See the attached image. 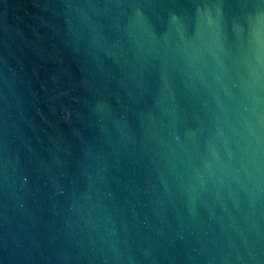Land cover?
Returning <instances> with one entry per match:
<instances>
[{"label": "water", "instance_id": "1", "mask_svg": "<svg viewBox=\"0 0 264 264\" xmlns=\"http://www.w3.org/2000/svg\"><path fill=\"white\" fill-rule=\"evenodd\" d=\"M0 264H264V0H0Z\"/></svg>", "mask_w": 264, "mask_h": 264}]
</instances>
